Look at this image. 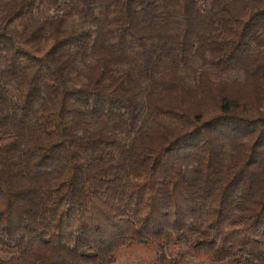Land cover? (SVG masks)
<instances>
[{
    "label": "trees",
    "instance_id": "obj_1",
    "mask_svg": "<svg viewBox=\"0 0 264 264\" xmlns=\"http://www.w3.org/2000/svg\"><path fill=\"white\" fill-rule=\"evenodd\" d=\"M264 264V0H0V264Z\"/></svg>",
    "mask_w": 264,
    "mask_h": 264
},
{
    "label": "rangeland",
    "instance_id": "obj_2",
    "mask_svg": "<svg viewBox=\"0 0 264 264\" xmlns=\"http://www.w3.org/2000/svg\"><path fill=\"white\" fill-rule=\"evenodd\" d=\"M167 249L164 248H156L152 250L146 249H132L129 253L128 251H122L121 255L118 256V259L114 264H131L138 261H150L154 260L161 253L167 254ZM193 264H208L207 261L202 259L200 256L190 257Z\"/></svg>",
    "mask_w": 264,
    "mask_h": 264
}]
</instances>
